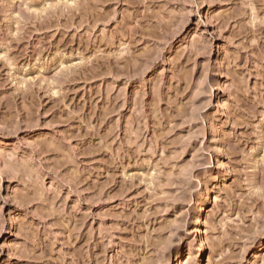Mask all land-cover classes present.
<instances>
[{
  "label": "rangeland",
  "instance_id": "1",
  "mask_svg": "<svg viewBox=\"0 0 264 264\" xmlns=\"http://www.w3.org/2000/svg\"><path fill=\"white\" fill-rule=\"evenodd\" d=\"M0 264H264V0H0Z\"/></svg>",
  "mask_w": 264,
  "mask_h": 264
},
{
  "label": "bare ground",
  "instance_id": "2",
  "mask_svg": "<svg viewBox=\"0 0 264 264\" xmlns=\"http://www.w3.org/2000/svg\"><path fill=\"white\" fill-rule=\"evenodd\" d=\"M201 234H202V231H201L200 228H198V229H197V237H198V239H199V241H200V245L202 246V245H203V239H202Z\"/></svg>",
  "mask_w": 264,
  "mask_h": 264
}]
</instances>
